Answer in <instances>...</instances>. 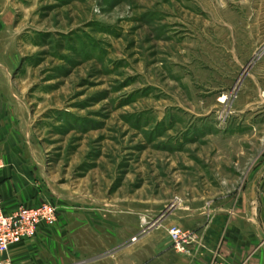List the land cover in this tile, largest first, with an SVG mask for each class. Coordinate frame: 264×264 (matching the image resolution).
I'll return each mask as SVG.
<instances>
[{"label":"rangeland","instance_id":"obj_1","mask_svg":"<svg viewBox=\"0 0 264 264\" xmlns=\"http://www.w3.org/2000/svg\"><path fill=\"white\" fill-rule=\"evenodd\" d=\"M259 85L264 0H0V122L60 192L42 201L56 223L14 244L22 264H89L104 252L90 219L139 218L143 233L237 198L264 152V128L236 114Z\"/></svg>","mask_w":264,"mask_h":264},{"label":"crops","instance_id":"obj_2","mask_svg":"<svg viewBox=\"0 0 264 264\" xmlns=\"http://www.w3.org/2000/svg\"><path fill=\"white\" fill-rule=\"evenodd\" d=\"M254 93L256 100L240 107L236 114L244 120L242 129L257 134L264 128V85L257 86ZM20 129L0 122V200L6 212L37 206L50 191L59 192L44 177L41 150L22 138ZM238 194L234 200L215 201L207 208L170 209L153 229L143 233H139V218L90 219L91 242L95 237L100 244L96 249L104 252L91 254L89 264H264V152L250 161ZM105 207H117L125 213L145 211L125 204ZM171 225L195 231L196 240L188 254L172 248L166 232ZM25 255L21 245H12L0 257L22 264Z\"/></svg>","mask_w":264,"mask_h":264},{"label":"built area","instance_id":"obj_3","mask_svg":"<svg viewBox=\"0 0 264 264\" xmlns=\"http://www.w3.org/2000/svg\"><path fill=\"white\" fill-rule=\"evenodd\" d=\"M56 219L57 209L48 202L33 207L20 206L14 211L6 212L0 200V256L12 245L33 238L41 224L52 226ZM166 232L175 251L189 253L191 245L196 240L195 231L171 225ZM0 264L13 263L9 258L0 257Z\"/></svg>","mask_w":264,"mask_h":264}]
</instances>
